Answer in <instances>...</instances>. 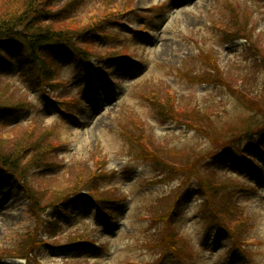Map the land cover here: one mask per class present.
Wrapping results in <instances>:
<instances>
[{
    "label": "rangeland",
    "instance_id": "374dc122",
    "mask_svg": "<svg viewBox=\"0 0 264 264\" xmlns=\"http://www.w3.org/2000/svg\"><path fill=\"white\" fill-rule=\"evenodd\" d=\"M77 1L81 15L87 17L102 15L105 2L115 1L106 11L113 13L112 17L126 20L125 25L110 22L108 37H93L87 55L90 62L108 66L103 71L109 70L110 74H105L109 83L100 75L91 83L84 61L77 62L75 55L57 50L52 56L59 68L56 79L62 85L55 90L47 89L43 94L38 87L28 85L30 75L19 69L17 55L6 52L13 60L0 73V102L15 101L22 95L28 101L31 98L32 103L26 112L17 116V123L0 124V155H7L20 167L27 179L25 184L36 195L28 197L22 190L0 187V264H33L14 257L21 252L17 244L33 226L27 205L30 202L54 204L79 186L77 176L80 171L85 172V167L93 171L99 161L104 162L101 172L105 173L99 175L100 186L112 191L105 196L117 197L111 203L117 213L109 219L110 226L86 213L76 202L70 218L62 217L54 210L48 213L61 216L64 227L54 230L56 233L50 239L46 238L48 242L60 240L63 231H68L65 228L74 230L76 224L85 221L95 225L89 234L92 233L96 253L85 247L65 254L61 249L53 248L58 243L51 247L44 244L37 264H78L80 259L86 260L81 264H264V180L256 184L249 172L232 167L229 160L210 159L208 162V166L213 165L220 172L232 173L231 180L244 186L238 187L236 200L253 218L244 227L233 212H221L222 219L238 232L245 244L242 249L228 250L227 241L213 242L211 239L215 230L203 223L199 214L203 204L195 191L185 189L187 184L173 179L174 175L161 174L152 161L140 156L150 158L149 154H154L167 164L181 160L178 156L182 153H192L189 162L193 163L198 156L213 152L211 139L215 141L217 136L212 138L209 129H201V126L207 127V123L194 121L190 123L193 130H189L171 120H182L176 117L181 110L179 103L205 109L208 124L221 135L220 139L229 140L238 135L245 129L250 116L256 114L262 118L264 104L258 106L248 101L255 96L264 99V69L261 66L257 77L260 84L255 78H244L237 80L240 86L237 90L226 83L218 86L219 81L211 85L214 79L207 75L204 79L203 70L210 75L212 72L203 68L205 65L200 60L216 55L214 59L225 69L244 64L246 51L243 50L247 45L235 36L248 34L243 31L248 18L252 24H259V32L264 34V0ZM22 2L0 0V14L19 7ZM228 22L229 26L226 25ZM136 29H142L146 34L132 33ZM258 47L264 48V44L260 41ZM110 53L113 55L109 56ZM119 54H126L135 62L107 60ZM185 68H189L188 75L182 73ZM250 84H258L257 94L248 89ZM168 89L178 95L179 103L168 97L165 93ZM189 97L192 98L185 103ZM72 98L76 102L61 103L70 116L56 109L59 106L54 100ZM157 110L163 117L155 118ZM129 116H133L135 123L140 121L152 127V135H155L152 139L165 143L168 155L155 154L150 139L145 137V142L134 136L132 143H128L123 132L126 134L129 128L126 127ZM35 124L38 130H35ZM45 128H52L57 139L52 144L55 146L52 153L45 152ZM133 144L137 146L133 147ZM18 156L23 159L13 158ZM34 158L37 165L29 167L28 162L32 163ZM177 186H180L178 196L181 198L179 212L175 222H165L160 216L159 205L168 198L166 204H171ZM162 225L166 226L163 230ZM173 225L179 228L176 232L170 231ZM245 231L250 234L245 235ZM171 245L176 250L170 249Z\"/></svg>",
    "mask_w": 264,
    "mask_h": 264
},
{
    "label": "trees",
    "instance_id": "16d2710c",
    "mask_svg": "<svg viewBox=\"0 0 264 264\" xmlns=\"http://www.w3.org/2000/svg\"><path fill=\"white\" fill-rule=\"evenodd\" d=\"M114 2L115 1H106L104 4V6H106L105 8L111 7V5L115 4ZM79 5L80 2L77 0H64L62 3L61 1L59 3V0H23L19 7L7 11L2 15L0 14V73L4 71L6 64H10L13 60L12 56L6 52L16 54L19 69L30 75L28 85L36 88L40 87L43 94H45L47 89L55 90L60 87L59 80L54 78L56 70L52 68V64L55 63L52 56L54 52L58 50L70 55L75 54L79 59H85L86 54L92 48V38L97 36V34L102 37H107V33H105L103 28L106 21L113 18L112 20L117 23H119L118 21H122L124 25L126 23L125 19L119 20L118 17H112L113 13H108L109 10L106 11V9H104L105 11L103 10L102 15L92 14L89 17H87L86 14L81 15L83 13L79 9ZM139 15L145 16L146 14ZM250 19L251 18L247 19V23L244 25L245 28L243 29V31L248 34L245 36L242 34L238 36V34H236L235 36L243 40L245 45H247L245 47L243 46V51H246L244 64L230 66V68L225 69L217 59H214L216 55L211 56V54L208 55L209 57L211 56L210 58L204 61L200 60L205 65L203 68L212 72V75H210L207 70H203V72H206L203 74L204 79L206 75L207 77L209 76L210 79H214V83H210L211 81L208 82L211 85H214L215 82L218 84L219 81L218 86H220L221 83L222 85L226 83L228 86H234L235 89L239 90L240 86L237 84V80L241 81L244 78H255L256 82L258 81L257 77L260 75L259 67L261 66L264 69V56L262 55L264 53V48L258 47V43L261 41V43L264 44V34L259 32V24H252ZM122 22H120V24H122ZM226 25L229 26V22ZM248 26H250V28H247ZM141 30L142 29H136L133 30L132 33H141ZM110 55H113V53H110L109 56ZM124 59L135 62L133 58L128 59V55L126 54L111 56L107 60L120 62ZM105 67L108 66L102 67L100 65H95L92 71H95L98 75L106 79L105 74H110V72L109 70H105L106 72H104L103 69H106ZM188 70L189 68H185V71H182V73L188 75ZM92 71H89V73H92ZM193 78L197 80L195 77ZM93 81L94 80H92V82ZM200 81L201 80H199V82ZM258 84H260L259 81ZM258 84L249 85L251 87L248 89H250L252 94H257ZM165 93L168 94L169 98L178 101V95L172 92L171 89H168ZM20 97L22 98L15 101L0 102L1 125L9 126L17 123V116L30 108L32 103L31 98L28 101L22 95ZM191 98L192 97L186 98L185 103H188ZM54 101L58 103L59 108L56 107L58 111L68 114L67 109H64L65 107L62 106L61 103L73 102L76 100ZM248 101L258 106L259 104H264V99H258L256 96L253 97V100L248 99ZM177 103H179V101ZM178 107H180L181 110L178 111V114H176L178 116L176 117L182 118V120H174L175 118L171 120L173 122L175 121V124L183 128L187 127L189 130H193L194 127L191 126L190 123L194 121H202L203 125L207 123L208 128L206 126H201V129H209L212 138L217 136L215 141L211 139L212 145L210 148H212L213 152L198 156L196 162L193 163L189 162V155H192V153H188L187 155L182 153L178 156L181 160H175L171 163L167 162V164L162 161V159L154 157V154H149L151 159L143 154L140 156L146 157V159L152 161L161 174L166 173V175H174L173 179L179 180L180 183L187 184L185 189L195 191L196 196L201 199L203 204L202 211L199 213L203 218V223L207 224L209 227H215V234L212 237L213 241H227L228 250L242 249L245 245L243 243L244 241L242 238L240 239L238 232L230 226L226 220L224 221L222 219L221 212H233L236 214V220L243 224L242 226L244 227L253 221V218L250 217V213L245 211V207L236 200V193H239V190H237L238 187L243 188L244 186H238L236 181L233 182L231 180L233 179L230 175L232 173H230L229 176L225 172H220L219 169L213 167V165L208 166V162L210 159H215L218 162L220 160L223 162L229 160L232 167L246 170L250 173L256 184L261 183L264 180V115L262 118L256 114L250 116L245 129L228 140L224 138L220 139L219 137H221V135L219 136V134H217L218 132L213 129V125L209 126V122L207 121L209 116H207L205 109L192 104L185 106L182 103H179ZM161 114L162 113L158 110L154 112L155 118L159 115L162 116ZM34 127L35 130H38L36 124ZM126 127L129 128H127L126 134L123 132V137L128 143H132L134 136H137L140 141L145 142V137L146 139H150V145L155 154H158L160 157L168 155V147L165 143L161 144L152 139V137L155 136L152 135V127L149 128L140 121L135 123L133 116H129ZM194 130H196V128ZM44 131L46 135V139L44 140L46 147L45 152L52 153L53 150H55V146L52 144L57 141V139L54 138L55 132L52 128H45ZM136 146V144H133V147ZM25 155L24 153L23 156L25 157ZM13 158L17 161L23 159L19 156ZM28 164H31L29 167L33 164L37 165V161L34 158L32 163L28 162ZM103 166L104 162L99 161L98 165L93 167V171L89 170V167H85V172L80 171V175L77 176L79 186L72 190V192H67L61 196L54 204L40 205L38 203L31 204L30 202V204L27 205L29 216L33 221V226L26 231L24 239L22 238L20 243L17 244L21 252H18L14 257L24 259L27 263L33 262V264H36L37 261L40 262L38 256H40L41 247H43L44 244L50 246L55 243L58 244H55L54 247L61 249L65 254L75 248L83 250L85 247H93V251L96 253L95 245L92 243L93 239H91L92 233L91 235L89 234V231H93L92 229L95 228V226L85 221L76 224L77 226H75L76 228H74V230L69 231V229H71L70 227L67 229L65 228V230L68 231H63V238L60 240L48 242L46 238L50 239L56 233L54 230H63L64 224L62 223L61 216L68 218L72 217V207L76 202L86 210V213L91 212L93 209L94 217L95 215H100L104 223H110L109 219L113 218L114 214L116 216V208L114 207V209H112L111 203H113V199L117 197L105 196V194L112 191L104 190L103 187L100 186L99 175L105 174L103 171L101 172V168L104 169ZM174 166L178 167L176 168ZM19 169L20 167L10 158L8 159L7 155H0V187L3 189L22 190L28 197L36 195L31 187L25 184L27 179L23 176L22 170ZM97 170L101 173H95ZM178 188L180 189V186H177L173 190L172 196H175V198H173L171 204H166L169 200L168 198L163 202L164 204L161 203L159 205L160 216L165 222H175L179 212L181 198L178 196ZM115 190L119 191L117 187ZM36 202L38 201L36 200ZM151 203L154 204V201ZM53 210L59 212L61 216L48 215V213ZM161 228L163 230L166 226L164 227L162 225ZM178 229L177 225H173L170 231L176 232ZM244 233L247 236L250 234L248 231ZM66 237H69V239H66ZM246 240H250V238L248 237ZM16 246L15 249L17 252L18 249ZM170 249L176 250V247L171 245ZM158 256L157 257L160 258L161 253ZM78 261V264L86 263V260L80 259Z\"/></svg>",
    "mask_w": 264,
    "mask_h": 264
}]
</instances>
